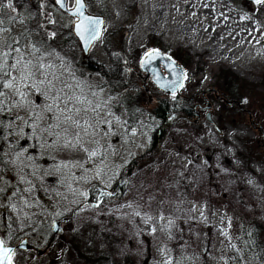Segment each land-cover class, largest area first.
Returning <instances> with one entry per match:
<instances>
[{
    "label": "rangeland",
    "instance_id": "1",
    "mask_svg": "<svg viewBox=\"0 0 264 264\" xmlns=\"http://www.w3.org/2000/svg\"><path fill=\"white\" fill-rule=\"evenodd\" d=\"M85 1L106 18L89 57L110 70L123 55L126 91L85 69L74 47L51 40L52 21V29L73 23L58 8L48 7L36 25L33 0H11L12 9L0 0V53L9 52L0 57V232H26L43 251L52 223L66 219L42 256L19 252L15 262L264 264L245 240L252 228L264 234V3ZM156 43L189 58L180 95L193 101L199 118L178 120L160 154L144 162L160 122L151 115L157 89L143 84L139 65ZM20 58L33 62L24 87ZM38 61L51 67H36ZM229 73L236 87L224 86ZM125 175L121 200L87 203L91 188L109 191Z\"/></svg>",
    "mask_w": 264,
    "mask_h": 264
},
{
    "label": "trees",
    "instance_id": "2",
    "mask_svg": "<svg viewBox=\"0 0 264 264\" xmlns=\"http://www.w3.org/2000/svg\"><path fill=\"white\" fill-rule=\"evenodd\" d=\"M34 4L37 6V10L35 13V21L36 25H38L41 22L40 20L45 17L47 14L48 7L56 8L54 4V0H49L48 3H45V10H42V0H33ZM49 13V12H48ZM51 21V20H50ZM54 23H51L49 26L47 25V31L49 33L55 32V37H52L51 40L55 42V44L63 49H67L68 46L74 47L77 51H79V59L82 61L85 69L99 73L102 77H104L110 85L117 86V88L120 91H126L127 85L123 84V81L120 80V76L123 73V71L126 69L127 66V60L124 59L123 55H120V57L113 61L110 70L106 68L104 64H99L94 58L90 57H81V50L79 47V43L72 34L71 29H52V26ZM38 30H40L38 28ZM63 33L61 34L60 32ZM37 31V30H34ZM56 39V41H55ZM60 39V40H59ZM60 41V42H59ZM60 43V44H59ZM61 45V46H60ZM155 48L164 49L162 47H158V43L155 44ZM174 58L179 62L184 68L187 69L188 64H190V60L188 57H184L183 54L178 53V55H174L172 53ZM120 59V60H119ZM4 80V79H3ZM119 80V81H118ZM225 87H236L238 81L235 75L229 73L227 77L225 78ZM2 87V86H1ZM227 88L223 91L227 95H232L234 91H230V88L227 90ZM158 97L156 98L155 105L151 108V115L153 118L158 120L160 122L159 127L152 132L151 138H150V147L145 155L141 157V161L147 162L154 160L161 152V145L166 140L168 136V132L170 128L180 119H191L194 116L193 112V103L191 101L187 100L182 95L175 96V99L170 96H166L163 93L159 92L157 90ZM234 98V95L231 96ZM232 102H236V100H231ZM240 101V100H238ZM125 104V102H124ZM3 140H4V131L0 127V155L2 152L3 146ZM140 164V161H139ZM138 164V165H139ZM133 165L132 163L130 164ZM135 165L133 169L138 166ZM127 190V181H126V175L122 176L120 179H118L111 189L109 191L102 189L98 186H94L89 191V197H88V204L95 206L96 204L102 203V202H111V201H119L122 199V197L125 195ZM110 194V195H109ZM12 224V223H11ZM10 224V225H11ZM263 232L260 229L252 228L249 232L247 231L245 234V240H246V249L251 252V255L257 262L264 263L263 254H264V239H263ZM2 238L6 245L8 246H15L20 240L23 238H28V235L26 232L23 234L19 233V229H16L12 234L7 235L2 233ZM17 255V253H16ZM15 255V257H16ZM38 259V258H37ZM238 264H240V261H238Z\"/></svg>",
    "mask_w": 264,
    "mask_h": 264
},
{
    "label": "water",
    "instance_id": "3",
    "mask_svg": "<svg viewBox=\"0 0 264 264\" xmlns=\"http://www.w3.org/2000/svg\"><path fill=\"white\" fill-rule=\"evenodd\" d=\"M251 1L253 3H256L255 0H248ZM55 6L58 8V10L69 16L72 20V26H71V30L72 33L74 35V37L76 38V40L79 43L80 49L84 55V57H88L90 55L91 50L93 49V46L98 43L99 41H101V39L103 38V34H104V30L102 32V35L99 39L92 41L87 47L84 44V41L81 40V38L79 37V35H77L76 30H75V21L77 20V16L74 15L75 12V0H74V4L73 7L69 6V0H64V7H61L59 3L56 2V0H54ZM84 4H85V9H84V13L85 15H90L93 17H98L103 21V25L102 28L105 29V25H106V18L104 16L101 15H97V14H92L88 11L87 9V4L86 1L84 0ZM159 50V49H158ZM161 55L159 57H157L156 59L153 60V62L149 65H143L142 64V60L140 63V71L143 73V84L145 85L146 82L151 79L154 86L162 93L166 94V95H170L173 96V90H175V95H178L180 93V91L185 87V84L187 82L186 80H182L179 73L180 72H186L185 68L183 66H181L179 63H177L171 56L169 55H165L161 50H159ZM170 58V60H169ZM171 62H175V65L177 67V74H173L172 72H170L165 65L170 64ZM155 70V71H154ZM157 75L160 76L159 81L157 80ZM176 82V83H174ZM180 83L183 84V87L180 86ZM147 92V91H146ZM196 107L193 108L194 110V115L196 116V118H199V114L196 112ZM207 120L211 121L210 119V115L207 116ZM64 222V220L62 221H55L52 223V227H51V231H52V237L50 242L48 243L47 247L45 250L41 251L36 249L37 251V255L38 257L42 256L51 246V243L53 242L54 238L62 233V229H61V225ZM0 240L2 239L1 236V232H0ZM6 248H11L13 250V261H14V255L16 252L20 251V252H28L34 249V247L30 244L28 238H24L21 241H19V243L15 246H6ZM15 264V262H14Z\"/></svg>",
    "mask_w": 264,
    "mask_h": 264
},
{
    "label": "snow or ice",
    "instance_id": "4",
    "mask_svg": "<svg viewBox=\"0 0 264 264\" xmlns=\"http://www.w3.org/2000/svg\"><path fill=\"white\" fill-rule=\"evenodd\" d=\"M56 2L59 3L61 7H64V0H56ZM255 2L257 4H262V3H264V0H255ZM7 7L12 9L11 0H9ZM84 9H85L84 0H75L74 15L77 16V20L75 21V30H76L77 35H79V37L81 38V40L84 41V44L87 47L92 41H95L101 37L104 29L102 28L103 21L98 17L85 15ZM14 10L15 9H13V11ZM52 23H55V21H52ZM51 35H52V37H55L56 33L53 32V33H51ZM15 51L20 52V49L17 48V49H15ZM32 51H33V53H35V52H39L40 49H38L35 45H32ZM8 55H9V52L0 53V57L6 58ZM160 55H161V53L158 49L146 50L144 52V55L142 58V64L143 65H149L153 62L154 59H156ZM42 60H43V56H41L39 58V61H42ZM169 60H170V58H169ZM39 61L35 65L36 67H39V68L51 67V65L46 66ZM16 65L22 66L20 81H21V87H24L25 85L23 84V82L27 79L32 78L33 74L29 69H30V67L33 66V62L31 60H23L22 58H20V59H17ZM16 65L11 66L13 70L16 68ZM4 66H7L6 63ZM165 67L170 72H172L173 74H177V67L175 65V62H171L170 64L165 65ZM179 75H180L182 80H186L188 78L186 72H180ZM15 79H16V77L12 76L11 79H9L4 84V86L6 88H12L13 87L12 81ZM159 79H160V76L157 75V80L159 81ZM41 83H43V81H41ZM174 83H176V82H174ZM180 86L183 87V84L180 83ZM16 91H17V94L21 98H23L25 96V93L23 91H21L20 88H17ZM0 95H4V93H0ZM173 99H175V90H173ZM241 103L247 104L248 101L246 99H244L241 101ZM48 108H49V111H51V106H48ZM68 119H71V118L68 117ZM78 139H79V137H77V140ZM85 151H87V149H85ZM90 155L94 156V155H96V153H90ZM250 183H251V181H250ZM128 206L131 207V205H128ZM13 208H15V205H13ZM137 215H139V213H137ZM149 219H150V217H149ZM161 219H163V217H161ZM169 224L171 225L172 221H169ZM153 231H155V229H153ZM225 235H227V234L225 233ZM0 264H14L13 250L11 248H6L3 240H0ZM166 264H171V261H167Z\"/></svg>",
    "mask_w": 264,
    "mask_h": 264
},
{
    "label": "flooded vegetation",
    "instance_id": "5",
    "mask_svg": "<svg viewBox=\"0 0 264 264\" xmlns=\"http://www.w3.org/2000/svg\"><path fill=\"white\" fill-rule=\"evenodd\" d=\"M164 51V53H165V55H170L171 53L169 52V51H166V50H163ZM172 55V54H171ZM173 56V55H172ZM150 82H152L151 80H149ZM202 98H204V97H202ZM193 103V102H192Z\"/></svg>",
    "mask_w": 264,
    "mask_h": 264
}]
</instances>
